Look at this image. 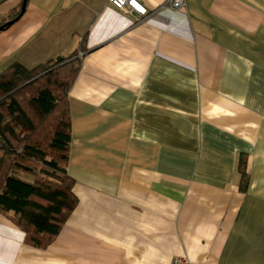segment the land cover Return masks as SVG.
<instances>
[{
	"label": "crops",
	"instance_id": "obj_1",
	"mask_svg": "<svg viewBox=\"0 0 264 264\" xmlns=\"http://www.w3.org/2000/svg\"><path fill=\"white\" fill-rule=\"evenodd\" d=\"M137 1L144 18L107 0H26L0 30V72L81 57L77 203L46 248L0 214V264H264V0ZM22 2L0 0V22Z\"/></svg>",
	"mask_w": 264,
	"mask_h": 264
},
{
	"label": "trees",
	"instance_id": "obj_2",
	"mask_svg": "<svg viewBox=\"0 0 264 264\" xmlns=\"http://www.w3.org/2000/svg\"><path fill=\"white\" fill-rule=\"evenodd\" d=\"M19 14L14 9L0 25ZM78 54L31 69L14 62L0 72V214L23 232L25 244L36 248L53 241L77 203L67 160L68 90L80 69ZM237 169L245 190L244 160Z\"/></svg>",
	"mask_w": 264,
	"mask_h": 264
},
{
	"label": "built area",
	"instance_id": "obj_3",
	"mask_svg": "<svg viewBox=\"0 0 264 264\" xmlns=\"http://www.w3.org/2000/svg\"><path fill=\"white\" fill-rule=\"evenodd\" d=\"M107 2L116 9L125 11L129 14H137L142 18L148 15L147 9L137 0H107ZM171 8H183L186 0H166ZM172 264H190L189 259L185 255H178L172 260Z\"/></svg>",
	"mask_w": 264,
	"mask_h": 264
},
{
	"label": "water",
	"instance_id": "obj_4",
	"mask_svg": "<svg viewBox=\"0 0 264 264\" xmlns=\"http://www.w3.org/2000/svg\"><path fill=\"white\" fill-rule=\"evenodd\" d=\"M25 2H26V0H23V2H22V6H21V9H20V14L23 12V10H24V8H25ZM17 17H18V16H17ZM17 17H15L14 19L8 20V21H6L5 23H3L2 25H0V30H2L5 26L10 25L11 23H13V21H14L15 19H17Z\"/></svg>",
	"mask_w": 264,
	"mask_h": 264
}]
</instances>
